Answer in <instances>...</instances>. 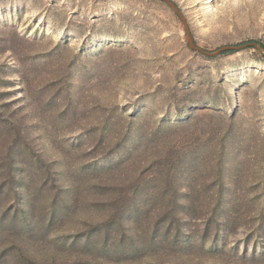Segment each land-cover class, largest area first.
I'll use <instances>...</instances> for the list:
<instances>
[{
    "label": "rangeland",
    "instance_id": "obj_1",
    "mask_svg": "<svg viewBox=\"0 0 264 264\" xmlns=\"http://www.w3.org/2000/svg\"><path fill=\"white\" fill-rule=\"evenodd\" d=\"M171 1L264 45V0ZM0 264H264V54L161 0H0Z\"/></svg>",
    "mask_w": 264,
    "mask_h": 264
},
{
    "label": "water",
    "instance_id": "obj_2",
    "mask_svg": "<svg viewBox=\"0 0 264 264\" xmlns=\"http://www.w3.org/2000/svg\"><path fill=\"white\" fill-rule=\"evenodd\" d=\"M161 1L166 3L167 5H169L171 7V9H173V11L179 17L181 22L183 23L184 29H185V32H186V35H187V43L189 45V48L192 51H194L196 53H199V54H202V55H204L206 57H209V58H214V57L220 56V55H222V54H224L226 52H232V51L236 52V51H242L244 49H257L259 52L264 54V48L260 44L255 43V42H248V43H245V44H242V45H235V46H224V47H221L220 49H218L215 52H209V51H205V50L199 48L196 45V42L194 40V37H193V35L191 33V30H190V27H189V24H188L185 16L183 15L182 11L178 7V5H176L171 0H161Z\"/></svg>",
    "mask_w": 264,
    "mask_h": 264
},
{
    "label": "trees",
    "instance_id": "obj_3",
    "mask_svg": "<svg viewBox=\"0 0 264 264\" xmlns=\"http://www.w3.org/2000/svg\"><path fill=\"white\" fill-rule=\"evenodd\" d=\"M245 44V43H244ZM263 48H264V45H262V44H260ZM229 53H231V52H226V53H224V54H229Z\"/></svg>",
    "mask_w": 264,
    "mask_h": 264
}]
</instances>
